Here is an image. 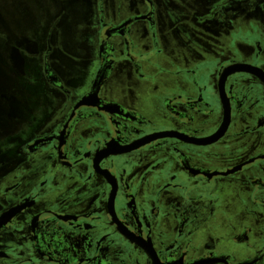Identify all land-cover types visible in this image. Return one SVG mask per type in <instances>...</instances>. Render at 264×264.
I'll use <instances>...</instances> for the list:
<instances>
[{
  "label": "flooded vegetation",
  "instance_id": "af4514ba",
  "mask_svg": "<svg viewBox=\"0 0 264 264\" xmlns=\"http://www.w3.org/2000/svg\"><path fill=\"white\" fill-rule=\"evenodd\" d=\"M80 1L89 54L0 26V264H264V0Z\"/></svg>",
  "mask_w": 264,
  "mask_h": 264
},
{
  "label": "rangeland",
  "instance_id": "374dc122",
  "mask_svg": "<svg viewBox=\"0 0 264 264\" xmlns=\"http://www.w3.org/2000/svg\"><path fill=\"white\" fill-rule=\"evenodd\" d=\"M89 10L90 5L80 0H0V26L8 34L9 46L27 39L41 45L50 34L58 32L68 45L78 43L85 55L91 48V28L83 27L90 21ZM28 74L14 79L2 78V82L7 84L9 93L42 107L48 92L38 58ZM87 77L86 73H80L77 82H84Z\"/></svg>",
  "mask_w": 264,
  "mask_h": 264
}]
</instances>
